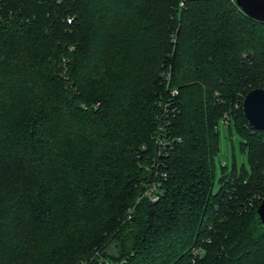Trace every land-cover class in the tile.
I'll use <instances>...</instances> for the list:
<instances>
[{
	"label": "trees",
	"instance_id": "1",
	"mask_svg": "<svg viewBox=\"0 0 264 264\" xmlns=\"http://www.w3.org/2000/svg\"><path fill=\"white\" fill-rule=\"evenodd\" d=\"M254 87L233 0H0V264H264ZM223 113L248 172L212 190Z\"/></svg>",
	"mask_w": 264,
	"mask_h": 264
},
{
	"label": "water",
	"instance_id": "2",
	"mask_svg": "<svg viewBox=\"0 0 264 264\" xmlns=\"http://www.w3.org/2000/svg\"><path fill=\"white\" fill-rule=\"evenodd\" d=\"M248 17L264 22V0H233ZM241 112L246 122L254 129L264 131V88L254 87L241 99ZM253 221L264 228V194L253 211Z\"/></svg>",
	"mask_w": 264,
	"mask_h": 264
},
{
	"label": "rangeland",
	"instance_id": "3",
	"mask_svg": "<svg viewBox=\"0 0 264 264\" xmlns=\"http://www.w3.org/2000/svg\"><path fill=\"white\" fill-rule=\"evenodd\" d=\"M217 151L214 157L213 183L212 190L218 186L217 180L221 167L225 170L234 168L235 170L243 169L248 172V164L245 151L239 146L240 136L235 130L232 123L227 128L226 123L218 119L217 125Z\"/></svg>",
	"mask_w": 264,
	"mask_h": 264
},
{
	"label": "built area",
	"instance_id": "4",
	"mask_svg": "<svg viewBox=\"0 0 264 264\" xmlns=\"http://www.w3.org/2000/svg\"><path fill=\"white\" fill-rule=\"evenodd\" d=\"M181 5H182V1H179L178 2V6H181ZM221 120H222L223 123H227V115L223 113V115L221 117ZM153 188H154V185H150V186H148V188L144 192L149 200H155L156 197H157V195L155 194ZM199 251H200L199 248H193L191 250V253L193 255H195L196 253H199ZM97 263L98 264H111L110 261L103 260V259H100L99 261H97Z\"/></svg>",
	"mask_w": 264,
	"mask_h": 264
}]
</instances>
